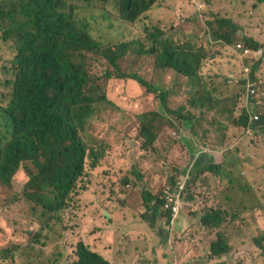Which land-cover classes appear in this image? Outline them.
Masks as SVG:
<instances>
[{
	"label": "rangeland",
	"instance_id": "rangeland-1",
	"mask_svg": "<svg viewBox=\"0 0 264 264\" xmlns=\"http://www.w3.org/2000/svg\"><path fill=\"white\" fill-rule=\"evenodd\" d=\"M119 3L70 0L69 4L101 51L115 58L125 74L147 81L153 92L121 79L104 54L85 53L90 74L107 100L96 104L80 137L103 157L94 169L87 162L76 190L59 198L60 206L43 216L24 195L37 171L32 161L22 163L10 186L0 183V264H70L77 259L80 242L100 251L111 264H229V260L241 264L245 253L246 264H264V249L256 245V241L264 245V6L250 0H162L160 14L151 12L154 21L131 24L121 18ZM223 22L228 25L218 30ZM153 27L162 32L157 49L164 43L175 51L176 44L199 54V67L191 79L154 65L151 43L141 41L146 29ZM35 29L43 33V22ZM246 37L262 42L263 48L251 52ZM14 55L13 38L4 40L0 28V107L12 92L4 82L10 78ZM253 71L263 94L259 101L253 98L246 104ZM107 73L111 77L106 78ZM163 91L168 92V111L157 97ZM248 111L252 123L245 127L240 119ZM140 116L142 124L157 134L148 148H142L138 134ZM2 132L0 120V139ZM198 154L217 156L212 167L220 169L225 156L231 175L216 177L215 169L206 171L205 179L213 183L207 189L198 186L203 176L199 175L189 190L180 192L168 223L169 210L163 203L152 201L146 208L142 194L149 189L164 198L166 185L174 182L175 189L176 181L191 172V158ZM188 201L196 206L180 205ZM222 205L225 221L220 228L201 225L208 206L222 209ZM189 211L194 215L189 217ZM177 215L184 217L179 224ZM219 242L233 249L211 259L212 246Z\"/></svg>",
	"mask_w": 264,
	"mask_h": 264
},
{
	"label": "trees",
	"instance_id": "trees-1",
	"mask_svg": "<svg viewBox=\"0 0 264 264\" xmlns=\"http://www.w3.org/2000/svg\"><path fill=\"white\" fill-rule=\"evenodd\" d=\"M77 1L90 3L94 0ZM161 1L120 0L119 13L125 22L131 24L154 21L151 12L160 14ZM250 1L264 6V0ZM69 3L70 0H0V28L3 38L7 40L12 37L15 46L10 78L4 82L12 92L6 104L0 107L3 127L0 139V183L10 186L22 163L32 161L37 171L31 174L32 179L24 189V195L40 208L42 216L60 206L59 198L68 197L76 190L78 181L84 178L87 162L94 169L103 157V152L99 153L95 148L85 145L80 137V130L93 114L96 104L107 100L100 95L98 80L92 78L84 55L87 52H104L101 51L102 46L91 36L88 26L76 19ZM2 6L12 9L4 11ZM41 22L44 24L43 33L35 29V25ZM223 25H228V22L221 23L218 30ZM227 36L228 32L225 33V37ZM160 37L161 30L153 27L152 30L146 29L145 37L141 40L151 43L149 53L154 56V65L157 68L171 69L182 77L191 79L199 67V54L176 44L175 51L166 49L164 43L157 49ZM244 41L245 46L253 52L263 48V43L253 37H246ZM102 56L107 57V62L116 69L121 79H131L147 93L153 92L150 84L140 76L125 74L115 58L108 57L107 54ZM256 73H251L255 82L250 78L249 80L255 89L251 93L252 99L257 98L259 101L263 90L260 88L262 84L257 82L259 78ZM109 77L111 74L107 73L106 78ZM167 94L168 92L163 91L157 95L161 107L166 111ZM143 118L139 117L141 125L138 134L142 138V148H148L157 134L151 126L142 124ZM262 119L264 121V117ZM183 121L186 126L189 125L187 118L184 117ZM240 122L243 126L249 124L247 112L241 116ZM143 140L147 142L143 143ZM211 168L214 169L212 166ZM216 168L217 174L224 175L225 172L221 173V169ZM207 170L211 169L207 167ZM212 184L208 183L210 186ZM141 200L149 208L152 201L162 205L163 196L152 194L146 189ZM52 202L54 207L49 208ZM205 212L200 219L201 225L220 228L224 224L225 220L219 217L218 210H211L206 215ZM166 213L169 223L172 216L170 211ZM54 216H51L52 220ZM221 236L218 232L217 238L222 239ZM256 245L264 249V245L257 241ZM230 248L233 249L231 245L219 242L212 246L214 254L211 253L210 257L227 254ZM246 262L245 253L240 263ZM70 264L111 262L100 252L92 251L80 242L77 259ZM229 264H232L230 260Z\"/></svg>",
	"mask_w": 264,
	"mask_h": 264
},
{
	"label": "crops",
	"instance_id": "crops-1",
	"mask_svg": "<svg viewBox=\"0 0 264 264\" xmlns=\"http://www.w3.org/2000/svg\"><path fill=\"white\" fill-rule=\"evenodd\" d=\"M246 53H249V50ZM252 88H253V86L250 85L249 86V90H248L249 93L247 94L246 104H249L250 100L252 99V98H250V95H251L250 89H252ZM247 109L250 110L249 108H247ZM255 114H258V113L255 112ZM262 118H263V116H262ZM196 157L197 158H194V159L191 158L192 163H190L191 166H189V168H191V172H187V173L183 174L182 178L180 179L181 181L179 182L180 184L186 185V189L188 188V190L190 189V186L195 183V181L197 180L199 175H203V176L200 179H198V182H197L198 186H204V188L207 189L208 181H207V179H205V177L207 176V175H205L207 168L202 170L201 167L210 165L208 168L212 169L211 165L214 163L215 159L217 158V156H215L214 154H204V155H200V156L198 154ZM224 159L225 160L223 162H221L223 164V166H224V169H221V173L225 172L224 174H226V176H229V175H231L230 174V170L228 168V166L230 164V161L228 160L226 162L225 156H224ZM198 172H200V173H198ZM216 172H218L217 169H216ZM216 172L213 173V175L218 177L219 174H217ZM186 189H185V192H186ZM183 204L190 205L192 207L196 206V203H194L193 201H188L187 203L182 202V204H180V205L182 206ZM203 204L206 205L205 202H201L200 203V205H203ZM208 207H209L208 210L217 209L215 207H210V206H208ZM221 207H222L223 210L225 209L224 205H222ZM193 215L194 214L190 213V211L188 212V216L189 217H191ZM183 218L184 217L182 215L181 216L177 215L175 217V224H179L183 220ZM180 232H181V229L178 230V233H180ZM98 252H100V251H98ZM182 254L183 253L181 252L180 255H182ZM157 255H160V256L164 255L165 259H167L166 254L161 253V251H158ZM176 255H177V253H176ZM210 258L212 259L213 257H210ZM107 260H109V259L107 258ZM207 264H222V263H221V261H218V262L207 263Z\"/></svg>",
	"mask_w": 264,
	"mask_h": 264
},
{
	"label": "built area",
	"instance_id": "built-area-1",
	"mask_svg": "<svg viewBox=\"0 0 264 264\" xmlns=\"http://www.w3.org/2000/svg\"><path fill=\"white\" fill-rule=\"evenodd\" d=\"M251 92L254 93L255 90L251 89ZM255 118H257V117H255ZM169 193H170V191L168 189L166 192L167 197H166V199L164 198V201H163V207L165 209L169 210L170 212L174 213V212H176V209H177L176 205H177V202L179 199V194L175 195V194H169ZM172 203H175V206Z\"/></svg>",
	"mask_w": 264,
	"mask_h": 264
},
{
	"label": "clouds",
	"instance_id": "clouds-1",
	"mask_svg": "<svg viewBox=\"0 0 264 264\" xmlns=\"http://www.w3.org/2000/svg\"><path fill=\"white\" fill-rule=\"evenodd\" d=\"M253 89V88H252ZM249 90V89H248ZM250 93H252L251 92V89H250ZM248 110V109H247ZM250 111H248L247 112V114L249 115V124L248 125H246L245 127H248L251 123H252V118H251V115H250ZM244 115V114H243ZM212 166V165H211ZM215 170H216V168H214ZM206 171H208V170H206ZM169 189V191H170V193L169 194H175V195H177V194H179L180 195V192L181 191H179V192H177V193H175V189H172V186H167L166 187V191H165V196H164V198L166 199V197H167V194H166V192H167V190ZM164 198H163V201H164ZM163 203V202H162ZM215 210H218L219 211V213H220V215H219V217L220 218H223V209H221V208H217V209H215ZM209 212L211 211V210H208ZM219 228V227H218ZM221 263H223V262H221Z\"/></svg>",
	"mask_w": 264,
	"mask_h": 264
},
{
	"label": "flooded vegetation",
	"instance_id": "flooded-vegetation-1",
	"mask_svg": "<svg viewBox=\"0 0 264 264\" xmlns=\"http://www.w3.org/2000/svg\"><path fill=\"white\" fill-rule=\"evenodd\" d=\"M186 189V186H181L179 182H177V186L175 188V193L179 192V191H183Z\"/></svg>",
	"mask_w": 264,
	"mask_h": 264
}]
</instances>
